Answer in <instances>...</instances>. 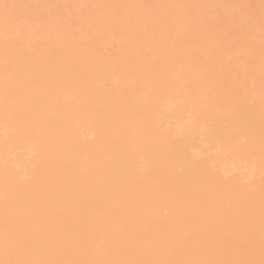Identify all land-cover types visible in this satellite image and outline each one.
I'll return each instance as SVG.
<instances>
[{"label":"bare ground","instance_id":"bare-ground-1","mask_svg":"<svg viewBox=\"0 0 264 264\" xmlns=\"http://www.w3.org/2000/svg\"><path fill=\"white\" fill-rule=\"evenodd\" d=\"M264 260V0H0V262Z\"/></svg>","mask_w":264,"mask_h":264},{"label":"snow or ice","instance_id":"snow-or-ice-1","mask_svg":"<svg viewBox=\"0 0 264 264\" xmlns=\"http://www.w3.org/2000/svg\"><path fill=\"white\" fill-rule=\"evenodd\" d=\"M3 264V262H0ZM13 264H64V262H32V261H16ZM143 264V262H140ZM185 264H192V262H185ZM213 264H254L251 261H241V262H213ZM260 264H264V260L260 261Z\"/></svg>","mask_w":264,"mask_h":264}]
</instances>
